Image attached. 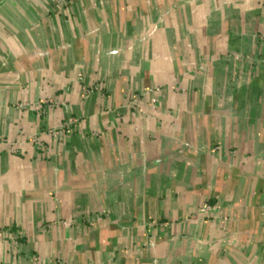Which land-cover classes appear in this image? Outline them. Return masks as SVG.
Instances as JSON below:
<instances>
[{"label":"crops","instance_id":"crops-1","mask_svg":"<svg viewBox=\"0 0 264 264\" xmlns=\"http://www.w3.org/2000/svg\"><path fill=\"white\" fill-rule=\"evenodd\" d=\"M0 264H264V0H0Z\"/></svg>","mask_w":264,"mask_h":264}]
</instances>
